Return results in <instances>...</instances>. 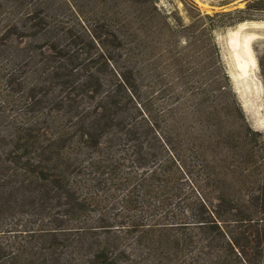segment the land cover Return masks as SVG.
Masks as SVG:
<instances>
[{"label":"trees","instance_id":"1","mask_svg":"<svg viewBox=\"0 0 264 264\" xmlns=\"http://www.w3.org/2000/svg\"><path fill=\"white\" fill-rule=\"evenodd\" d=\"M144 1L48 0L10 27L45 46L24 86L22 143L0 145V264H264V133L244 122L218 133L217 151L193 144L211 85L193 84L175 51L182 34L190 49L197 36L263 21L264 0L196 8L179 27L176 13ZM98 3L100 20L124 21L116 31L88 21ZM149 11L162 14L160 27ZM60 13L73 27L53 23ZM122 40L132 46L115 60ZM143 85L193 106L187 155L134 105Z\"/></svg>","mask_w":264,"mask_h":264},{"label":"rangeland","instance_id":"2","mask_svg":"<svg viewBox=\"0 0 264 264\" xmlns=\"http://www.w3.org/2000/svg\"><path fill=\"white\" fill-rule=\"evenodd\" d=\"M44 1L48 0H24V4L16 9L15 0H0V145L6 149H11L18 142L22 143L17 140L24 138L22 131H19L26 126L23 116L27 110L24 86L28 85L30 73L41 60L37 53L45 46L44 42L39 41L37 33L15 31L10 27L18 20H23L30 11H34L35 4ZM49 1L54 4L59 2V0ZM243 1L146 0L140 5H153L157 11H163L167 15L176 13L174 17L180 20L174 21L170 18L169 22L179 27L190 23L188 15L195 17L196 8L202 14H212L243 8L245 6ZM103 11L105 12L106 8L98 3L87 12V19L91 25H105L110 30L116 31L120 24L124 23L123 20L111 23L100 20V12ZM149 13V19L153 21L152 25L160 27L163 24L162 14H156L153 11ZM120 17L124 19L125 16ZM53 23L60 27L72 26V20L65 13L56 15ZM235 30L236 35L231 33ZM249 34L255 35L251 40V49L256 62L253 65L250 64L247 69L249 72L243 74L237 68L231 42L235 37L242 41L245 35ZM185 43L186 37L182 34L175 49L176 52L184 53V72L196 73L198 77L190 81L193 80V84L197 86L200 84L203 90H207L211 85L208 95L205 99L203 98V106L196 109L199 126L192 137L193 144L206 146L212 142L211 150H216L218 133L227 128L232 130V128L243 126L244 122L253 131L264 133V20L246 22L226 30L214 31L212 36L206 33L202 39L197 36L193 40L196 45L190 49H186ZM118 44L120 47L115 49L113 56L115 60H122L127 55L128 48L132 46V42L122 40ZM110 48L112 49L111 46ZM215 51H217V58H215ZM225 76L228 78L230 89L226 88ZM11 80L14 83H11ZM145 85L142 86L143 91L140 96L142 103L139 99L137 101L141 105H146L141 106L145 109V113L138 107L137 102L134 105L140 110L142 116H148V120L155 123V132L161 136L162 142L167 143L172 150L175 149L180 154L187 155V145L190 144L184 135H187L189 129L193 127L194 118L190 115L193 106H177L180 100L171 101L167 95H161L158 88L148 89ZM225 88L223 97L217 98L218 91ZM182 97H184L183 93ZM36 128L34 126L35 132H37Z\"/></svg>","mask_w":264,"mask_h":264},{"label":"bare ground","instance_id":"3","mask_svg":"<svg viewBox=\"0 0 264 264\" xmlns=\"http://www.w3.org/2000/svg\"><path fill=\"white\" fill-rule=\"evenodd\" d=\"M242 24V23H241ZM254 24V22H253ZM259 26V25H258ZM254 27V26H253ZM239 30V29H238ZM237 30V31H238ZM232 34H237L236 30L234 32H231ZM231 34V35H232ZM230 35V36H231ZM229 37V36H228ZM232 37V36H231ZM255 37L254 34L245 35L243 40H239L237 37L232 39V47L234 50V56L237 63V68L241 71V73L246 74L248 66L250 64H254L255 58L251 49V40ZM230 44V43H229ZM232 50V49H231ZM256 65V64H255ZM251 67V66H250ZM255 68V67H254ZM239 71V72H240ZM249 72V71H248ZM249 74V73H248ZM239 77V76H238ZM241 77V76H240ZM243 78V77H242ZM247 79V75H246ZM251 79V78H249Z\"/></svg>","mask_w":264,"mask_h":264}]
</instances>
